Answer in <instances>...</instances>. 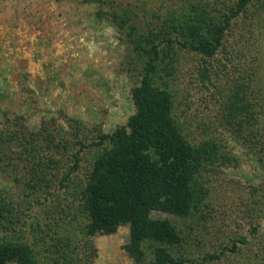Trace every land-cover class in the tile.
Returning <instances> with one entry per match:
<instances>
[{
  "label": "rangeland",
  "instance_id": "rangeland-1",
  "mask_svg": "<svg viewBox=\"0 0 264 264\" xmlns=\"http://www.w3.org/2000/svg\"><path fill=\"white\" fill-rule=\"evenodd\" d=\"M183 1L0 0L1 136L6 138L10 130H43L53 139L31 141V151L22 138L9 149L0 148V191L15 198L19 217L14 222L28 241L49 243L53 237L82 233L86 219L80 184L94 153L108 146L94 145L96 136L125 125L135 111L131 89L138 80L131 75L143 62L125 41L144 39L172 13L198 10V4L185 7ZM233 1L220 4L227 8ZM125 11L131 15L127 21L114 18ZM228 15L223 46L211 57L182 51L168 78L176 96L174 112L186 124L188 138L202 141L215 154L202 166L208 171L209 213L191 231L199 236L200 256L218 253L240 235L256 240L258 247L264 243V136L258 146L244 143L240 135L248 130L227 121L233 117L228 104L238 78L248 91L262 92L264 107V5L252 0L243 11ZM133 60L138 61L135 68ZM259 128L264 135V113ZM75 136L90 143L76 167ZM153 215L165 217L161 212ZM36 219L41 229L30 231ZM128 240L127 225L114 234L93 236L97 257L91 264H133L123 249Z\"/></svg>",
  "mask_w": 264,
  "mask_h": 264
},
{
  "label": "trees",
  "instance_id": "trees-1",
  "mask_svg": "<svg viewBox=\"0 0 264 264\" xmlns=\"http://www.w3.org/2000/svg\"><path fill=\"white\" fill-rule=\"evenodd\" d=\"M251 1L235 0L222 8L220 0H185V7L198 4V10L188 15L182 11L172 13L154 24L144 39L125 41L143 62L141 70L134 65L138 61L132 62L135 69L131 77L138 80L131 89L135 111L125 125L96 136L94 145L108 146L94 153L90 170L80 184V205L86 219L82 233L53 237L49 243L28 241L22 226L14 222L19 217L15 198L0 191V264H91L97 257L92 237L114 234L122 225L129 227V240L123 249L133 264H264V243L258 247L256 240L244 235L231 240L230 246L224 244L218 253L198 254L199 236L191 231L193 224L198 225L209 213L205 199L208 171L202 166L215 154L202 141L192 143L188 138L186 124L175 115L176 96L168 85L170 69L180 53L193 50L205 57L213 56L224 44L231 19L228 13L236 15ZM261 2L264 5V0ZM113 16L120 22L131 17L126 11ZM240 82V78L235 80L233 100L228 104L233 117L227 121L232 127L236 122L249 131L244 136L240 130L237 133L244 143L258 146L264 136L260 128L256 130L264 113L263 95L256 88L248 91L247 84ZM15 132L8 131L6 138L0 133L2 150L9 149L18 138L26 142L28 151L31 141L53 142L43 130ZM75 143L79 146L73 155L74 167L81 151L90 144L78 136ZM255 204L259 209L260 204ZM156 212L165 217L154 216ZM28 229L39 231V219Z\"/></svg>",
  "mask_w": 264,
  "mask_h": 264
}]
</instances>
